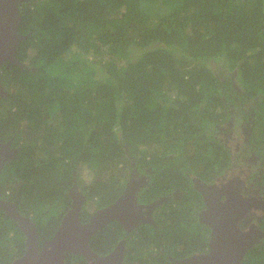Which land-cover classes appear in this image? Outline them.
<instances>
[{
	"label": "trees",
	"instance_id": "1",
	"mask_svg": "<svg viewBox=\"0 0 264 264\" xmlns=\"http://www.w3.org/2000/svg\"><path fill=\"white\" fill-rule=\"evenodd\" d=\"M20 10L19 32L27 38L17 55L25 65L7 61L1 68L7 94H0V139L21 124L22 153L0 171V197L33 218L40 245L71 206L75 183L87 196L86 221L92 206L117 199L133 158L155 170L143 189L146 198L178 186L196 191L187 169L223 170L230 163V150L214 134L231 107L247 105L256 113L261 135L253 141L261 146L254 147L264 158L258 140L264 131V0H24ZM214 60L238 68L241 89L215 70ZM31 128L32 136L22 137ZM179 144L193 149L171 155ZM81 163L92 180L82 179ZM261 176L264 181V171ZM178 207L170 209L172 223L130 245L141 246L137 253L130 249L125 264H172L166 252L145 249L152 242L166 251L199 248L189 242L190 223ZM121 231L100 229L91 246L105 253ZM26 248L19 222L0 207V264H11ZM66 261L89 264L72 251ZM241 264H264V239Z\"/></svg>",
	"mask_w": 264,
	"mask_h": 264
},
{
	"label": "flooded vegetation",
	"instance_id": "2",
	"mask_svg": "<svg viewBox=\"0 0 264 264\" xmlns=\"http://www.w3.org/2000/svg\"><path fill=\"white\" fill-rule=\"evenodd\" d=\"M230 113L231 117L226 123L217 124V129L214 134L216 138L223 141L230 150V163L223 170L214 167L210 170L202 169L198 172L187 169V173L192 179L193 188H195L196 191L191 190L186 192L183 187L178 186L170 190L166 189L155 198H146L143 189L145 186L149 185L152 176L155 175V170L150 165L143 169L139 165L140 160L137 161L133 158V166L130 169L129 177L124 189L118 196L127 189V183L131 179L132 173L135 171L136 175L139 177L140 187L136 194L140 208L138 206L136 208L129 206L125 211L120 210L119 212L124 216L126 221L123 222L118 219H112L103 227L108 228L110 234L111 232L115 234L117 226H121L122 231L116 234V243L105 253L100 254H108L120 243H125L126 251L122 263L125 264L126 257L131 251L130 249L137 253V248L141 246L137 245L136 247H131L130 245H133L136 239L144 240L145 237L143 234H150L148 230H161L163 224L172 223L174 218L170 216L172 212H170V209L172 206L178 207L177 203H181L182 201L183 205L178 208L183 207L186 214V219L183 221L190 223V233L187 235L191 238L188 240L190 243L193 241L192 244H198L199 248L184 253V249L180 248L183 245H179L177 246L179 248L177 250L169 247V250L166 251L164 245L158 246L157 242H152L151 245L148 244L149 248H145L149 251L159 250L161 252H166L172 264H175L173 258H184L197 253L209 252L210 242L214 234V224L218 223L222 217H225L230 226L232 224V226L242 230L243 233H251L253 235V240L255 239L254 245L264 239V234L262 233L264 232V181L261 178V173L264 171V158L261 157L262 155L260 153H257L258 151L254 147L255 145L261 146V143L253 141L255 133L256 136L261 135L258 129L255 130L256 113L247 105H243L242 109L231 107ZM19 125L20 127L14 130L9 137L4 139L1 138L4 142H10L13 149H20L15 158H18L22 153V146L16 141L17 133L22 129V125ZM258 140L264 141V131L262 133V138ZM170 153L174 155L172 152ZM186 154L187 153H184V155ZM258 172H260V174L257 178ZM114 201L89 210L91 213L90 216L100 208L111 205ZM221 203L226 205L220 206ZM88 219L86 221H88ZM112 224L115 226H110ZM111 229L114 231H110ZM153 231L151 232L154 233ZM256 236L258 238H255ZM206 240L208 244L205 247L201 246ZM180 253L182 254L179 255Z\"/></svg>",
	"mask_w": 264,
	"mask_h": 264
},
{
	"label": "water",
	"instance_id": "3",
	"mask_svg": "<svg viewBox=\"0 0 264 264\" xmlns=\"http://www.w3.org/2000/svg\"><path fill=\"white\" fill-rule=\"evenodd\" d=\"M24 0H0V94L7 91L1 80V68L5 62L25 65L17 55L20 42L27 38V34L19 32L22 21L20 4ZM20 149H13L10 142L0 139V169L15 158ZM139 177L134 171L127 183V189L109 206L97 210L88 221H82L81 211L87 200L86 194L75 183L69 190L72 198L70 209L62 217L54 235L40 245L38 227L33 218L23 214L17 203L0 197V207L19 222L27 236V248L23 255L17 257L11 264H67L66 253L84 256L89 264H122L125 257V243H120L108 254H100L91 247L94 233L103 228L112 219L125 222L119 212L127 207L140 205L137 202ZM226 204H220L223 206ZM230 208V205H229ZM264 234V232H262ZM255 238H258L257 236ZM255 240V239H254ZM253 235L243 233L222 217L214 224V234L207 253H197L184 258H173L175 264H241L246 252L254 245Z\"/></svg>",
	"mask_w": 264,
	"mask_h": 264
},
{
	"label": "rangeland",
	"instance_id": "4",
	"mask_svg": "<svg viewBox=\"0 0 264 264\" xmlns=\"http://www.w3.org/2000/svg\"><path fill=\"white\" fill-rule=\"evenodd\" d=\"M213 67L215 68V70L217 71V72H221V73H224L225 75L227 74V75H230L232 78H233V80H234V84L236 85V87L237 88H239V89H241V84H240V80L237 78V71H238V68H235V69H230L229 68V65L227 64V63H225L224 61L222 62V63H220V60L219 61H217V60H214L213 62ZM252 111H253V109H252ZM226 126V125H225ZM30 127L31 126H28V125H26V129H30ZM228 129V128H227ZM226 129V130H227ZM31 134V135H30ZM32 134H33V131H32V128H31V131H27L26 133H23L22 134V137L25 135V138H27V139H29V137H31L32 136ZM35 136V135H34ZM173 147V146H172ZM193 148H192V146L191 145H189V144H186V145H184V146H182V145H180L179 144V146H177V147H175V150H177V152H174L173 154L174 155H179L180 156V154H179V151H180V153H184V152H186L187 150L188 151H190V150H192ZM14 160V159H13ZM35 160H33L32 162H34ZM61 166L60 165H58L57 167H56V169L57 168H60ZM81 167V168H80ZM80 171H82L81 172V174H82V179L85 181V182H88V181H90V180H92V178H93V174H92V172H91V170L86 166V165H84V164H82L81 163V165H80ZM256 173V172H255ZM260 174V172H258L257 173V178H258V175ZM109 192H110V190H109ZM94 207L92 206L91 207V210L93 209ZM148 230V229H147ZM149 235V237L147 238V239H150L151 237H153V234H148ZM155 251V253H157L156 251H158V250H154ZM130 264V263H129ZM134 264H139V262H138V260H136V263H134Z\"/></svg>",
	"mask_w": 264,
	"mask_h": 264
}]
</instances>
